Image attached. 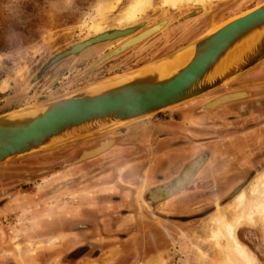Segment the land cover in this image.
<instances>
[{"label": "rangeland", "instance_id": "rangeland-1", "mask_svg": "<svg viewBox=\"0 0 264 264\" xmlns=\"http://www.w3.org/2000/svg\"><path fill=\"white\" fill-rule=\"evenodd\" d=\"M136 1L23 0L22 22L15 23L0 0V114L139 71L264 0H150L129 19ZM98 24L133 31L46 67L95 35ZM154 26L145 40L118 49ZM10 28L22 34L16 45L5 39ZM240 88L242 97L228 94L218 101L239 98L208 105ZM187 112L214 118L195 124ZM105 142L110 146L83 157ZM193 161L188 181L170 186ZM262 176L264 61L161 112L1 162L0 264H249L234 256L236 244L251 264H264V215L237 219ZM160 186L170 187L156 189L155 197L178 189L155 200L152 190ZM217 219L232 235L217 234Z\"/></svg>", "mask_w": 264, "mask_h": 264}, {"label": "water", "instance_id": "water-1", "mask_svg": "<svg viewBox=\"0 0 264 264\" xmlns=\"http://www.w3.org/2000/svg\"><path fill=\"white\" fill-rule=\"evenodd\" d=\"M219 26L216 31L211 29L192 44L139 71L112 76L70 96L0 114V163L174 107L239 77L264 60V1ZM85 48L58 59L54 56L46 67ZM189 49H194L191 59L170 76L162 78L151 71L152 67ZM239 51L242 55L237 62L216 72L224 58ZM110 83L113 84L103 87Z\"/></svg>", "mask_w": 264, "mask_h": 264}, {"label": "bare ground", "instance_id": "bare-ground-1", "mask_svg": "<svg viewBox=\"0 0 264 264\" xmlns=\"http://www.w3.org/2000/svg\"><path fill=\"white\" fill-rule=\"evenodd\" d=\"M149 1L150 0H137L135 5H134V7H132L129 15L127 16V18L134 19L135 17L140 15V13L142 11H144V9L147 7ZM163 1L165 3L166 2H170L171 5H174L175 3L180 2V1H181L180 2V4H181L184 0H163ZM196 11L198 12L199 9L196 10ZM237 17H240V15L237 16ZM157 26L161 27V24H159ZM133 27H135V26H133ZM160 27H159V29H160ZM154 28H155V26L153 28H150V29L146 30L142 34L133 37L128 42L122 44L120 46V48H124L125 46L132 45L134 43H137V42L141 41L142 39H144L145 37L150 35V33L152 34ZM218 28H216V29H218ZM216 29H214L211 32L216 31ZM94 31H95V35H93V36H91L89 38H86L83 41L81 40V41L73 44L68 49H65L62 52L58 53L55 56L56 59L61 58L62 56L66 55L68 53L80 51V50H82L83 48H85L86 46L90 45L93 42H99L100 43V42H105V41H108V40L116 39V38L121 37V36H125V35L131 33L133 31V28H131V27L130 28H126V29H118L117 28V29L111 30L110 28H106V27H103L101 24H98L96 27H94ZM193 50L194 49H189V50L182 51L177 56H175V58L167 61L166 63H163V64H160L158 66L152 67V69L150 67L149 68L151 69V71H156L159 74V76H161L162 78L168 77L171 74H173L174 72H176L178 69L183 67L191 59V57L193 55V52H194ZM241 55H242V52L239 51L238 53L232 54L231 56H228L227 58H224L225 60H224L223 64H221L220 66H217L216 72H220L222 70L224 71L227 68H229V66L231 64H233V63H235V62H237L239 60ZM143 73H145V72H143ZM112 84L113 83L106 84V85H103V87L109 86V85H112ZM3 86H5V83H4ZM125 121H128V120H124L123 122H125ZM109 146H110V142L106 143L105 145H103V147L101 149L97 148L94 151L86 153L85 155L88 156V155L96 154L97 152H101L99 150H103V149H105L106 147H109ZM197 165H198V162L190 164L181 173V176L177 179V181H176V183L174 185H178V184L182 183L184 180H186L188 177H190L191 173L194 171V169H195V167ZM251 194H252V196L253 195L254 196L249 199L248 204L243 209V211H244L243 214L237 217V219L240 220V221L241 220L252 221L253 215L256 214V212L261 213V214L264 215V176H262L260 179H257L256 182L253 183V185L251 187ZM238 198H239V202L240 203H242L244 201L243 194H240L238 196ZM217 220H219V219H217ZM218 222H219V225H217L218 226V231L216 230L217 234H221V232L223 233L225 231L224 229H226V232L228 234L232 235V231L230 229L231 228L230 225H226L225 223H223L220 220ZM216 224H217V222H216ZM226 232L224 234H226ZM234 256L235 257H237V256L241 257V259L243 261L245 260L249 264L252 263V260L248 257V254L246 253L244 248H242L239 244H236V247H235V250H234Z\"/></svg>", "mask_w": 264, "mask_h": 264}, {"label": "clouds", "instance_id": "clouds-1", "mask_svg": "<svg viewBox=\"0 0 264 264\" xmlns=\"http://www.w3.org/2000/svg\"><path fill=\"white\" fill-rule=\"evenodd\" d=\"M23 0H7L5 4V11L9 19L15 23L22 22L23 9H22ZM21 33L17 32L14 28H10L6 33V41L8 44L16 45L21 41Z\"/></svg>", "mask_w": 264, "mask_h": 264}, {"label": "flooded vegetation", "instance_id": "flooded-vegetation-1", "mask_svg": "<svg viewBox=\"0 0 264 264\" xmlns=\"http://www.w3.org/2000/svg\"><path fill=\"white\" fill-rule=\"evenodd\" d=\"M143 30H144V29H143ZM153 31H154V30H153ZM147 35H148V34H147ZM145 36H146V35H145ZM145 36H144V37H145ZM148 37H149V36H148ZM145 39H146V38H144L143 40H145ZM141 41H142V40H141ZM139 42H140V41H139ZM139 42H137V43H139ZM135 44H136V43H135ZM132 45H134V44H132ZM128 46H130V45H128ZM125 47H126V46H125ZM118 49H122V48L119 47ZM245 92H246V91L244 90V88H243V89L240 88V89H237V90H236V89H234V90H232V89H231V90H227V91H225V92H222V93L216 94L215 96L211 97L207 102H209L208 105H210L211 107H212V106H218V105H220V104H222V103H224V102H227V101H234L235 99H238L239 97H242V96L245 94ZM233 93L242 94V95H240L239 97H236V98H231V99H227V100H220V101H218L219 98H221L222 96H225V95H228V94H233ZM105 143H106V142H105ZM103 144H104V143H103ZM101 145H102V144H101ZM102 146H103V145H102ZM102 146H101V147H102ZM98 147H100V145H99ZM94 149H95V148H94ZM197 160H198V159H197ZM197 160H196V161H197ZM193 162H195V161H193ZM193 162H192V163H193ZM195 163H197V162H195ZM201 163H202V158H201ZM201 163H200V164H201ZM190 164H191V163H190ZM190 164H189V165H190ZM189 165H188V166H189ZM188 166H187V167H188ZM187 167H186V168H187ZM186 168H184L183 171H184ZM196 169H197V168H196ZM196 169H195V170H196ZM195 170L193 171V173L195 172ZM183 171H182V172H183ZM182 172H181V173H182ZM193 173H192V174H193ZM180 176H181V174L179 175V177H180ZM179 177H177V179H178ZM190 177H191V176H190ZM190 177H189V178H190ZM177 179H176V180H175L170 186H172L174 183H176ZM170 186H167V187L160 186V187H158V188L153 189V190H152V195H153V196H151V197H152L153 199H155V200H158V199H161V198H164V197H168V196L172 195V194H173L178 188L181 187V186L178 187L176 190H174L173 192L171 191V192L168 193V194H167V193H164L162 196H159V197H155V196H154V191H155L156 189H160V188L168 189Z\"/></svg>", "mask_w": 264, "mask_h": 264}, {"label": "crops", "instance_id": "crops-1", "mask_svg": "<svg viewBox=\"0 0 264 264\" xmlns=\"http://www.w3.org/2000/svg\"><path fill=\"white\" fill-rule=\"evenodd\" d=\"M264 61V60H263ZM263 61H261L260 63H262ZM260 63H258V64H260ZM258 64H256L255 66H257ZM255 66H253L252 68H250L248 71H246L245 73H250V71L252 70V69H254L255 68ZM244 73V74H245ZM5 91H7V89L5 90ZM5 91H1V92H5ZM220 111H222V110H218L217 112H216V114H219V112ZM191 113H193V112H187V116H188V118H190V117H192L191 116ZM194 114V113H193ZM214 118V115H201V116H198V115H195L194 114V122H195V124H207V121L209 120V119H213ZM194 131L195 132H197V128H195L194 129ZM173 135H175V134H173ZM130 183L131 184H135L136 183V181L135 180H130Z\"/></svg>", "mask_w": 264, "mask_h": 264}]
</instances>
